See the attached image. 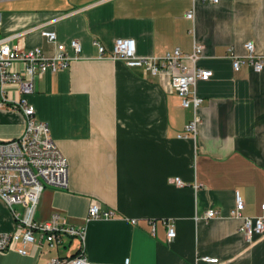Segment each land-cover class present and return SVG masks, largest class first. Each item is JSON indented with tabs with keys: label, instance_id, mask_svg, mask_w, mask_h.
Masks as SVG:
<instances>
[{
	"label": "crops",
	"instance_id": "obj_1",
	"mask_svg": "<svg viewBox=\"0 0 264 264\" xmlns=\"http://www.w3.org/2000/svg\"><path fill=\"white\" fill-rule=\"evenodd\" d=\"M189 9L190 0H0V39L39 47L47 57L56 46L41 28L54 31L69 55L72 39L81 45L67 68L37 76L26 98L49 126L68 176L66 188H43L33 218L57 213L84 227L82 251L91 264H209L202 256L218 264H264V232L249 242L239 231L242 220L230 216L235 191L244 216L262 213L264 60L258 72L249 64L233 71L227 56L230 48L244 56L247 42L264 56V0L198 3L193 21L185 17ZM121 37L134 39L140 57L202 45L197 64L212 76L196 83L202 103L195 138L178 137L192 111L181 106L168 76L99 57L94 41L108 53ZM4 90L11 100L20 97L12 84ZM23 128L20 112L0 108L1 139L16 138ZM93 202L113 215L89 219ZM210 209L218 215L196 219ZM168 222L175 229L171 241ZM14 229L0 202V232ZM80 248L75 238L53 248L36 243L26 256L1 252L0 264H48Z\"/></svg>",
	"mask_w": 264,
	"mask_h": 264
},
{
	"label": "built area",
	"instance_id": "obj_2",
	"mask_svg": "<svg viewBox=\"0 0 264 264\" xmlns=\"http://www.w3.org/2000/svg\"><path fill=\"white\" fill-rule=\"evenodd\" d=\"M191 9L185 17L194 20V9L198 3L217 4L223 0H190ZM40 34L56 46L53 56H45L39 47L25 49L19 45H11L6 38L0 39V108L6 107L20 112L24 117L22 133L13 139L0 138V202L11 213L15 229L12 232H0V253L16 251L28 255L30 246L46 242L50 248L60 244L63 238H75L81 248L78 254L68 258H52L48 264H91L83 254L84 227H74L57 213L51 214L48 220H34V210L44 187L63 189L68 185L67 161L51 138L49 126L35 118L34 107L27 101L26 96L34 90V80L37 76L48 71L55 72L65 69L73 59L78 58L81 45L72 39L69 46L73 55H69L64 44L57 43L56 33L52 30L40 29ZM98 47L99 57L124 62L128 67H140L153 76L166 75L171 86L181 99V106L190 108L191 119L184 125L183 133L178 137L191 136L195 138L197 125L200 121L198 108L202 98L196 92L198 81L209 80L212 72L201 68L197 62L201 58L202 45L195 43L190 53H183L179 48L163 57H140L136 55L133 38L121 37L114 40L110 52L103 45L93 42ZM246 54L236 55L232 48L228 50L233 71H238L244 64L252 66L258 72L262 70L264 56L255 53L252 42L244 44ZM19 64L20 68H14ZM6 84L16 86L20 97L11 100L5 94ZM177 185H183L179 178L174 179ZM196 187V186H195ZM243 200L238 191L234 194V207L230 212L233 218L242 220L239 231L250 242L253 235L264 232V202L261 204V215L248 217L242 214ZM110 211H102L97 202L90 204L88 218H109ZM218 215L210 209L198 218L209 219ZM175 229L172 222L167 223V241L173 240ZM209 264H218L217 258L200 257ZM127 262V259L125 260Z\"/></svg>",
	"mask_w": 264,
	"mask_h": 264
}]
</instances>
